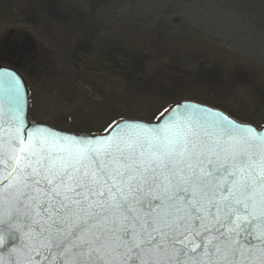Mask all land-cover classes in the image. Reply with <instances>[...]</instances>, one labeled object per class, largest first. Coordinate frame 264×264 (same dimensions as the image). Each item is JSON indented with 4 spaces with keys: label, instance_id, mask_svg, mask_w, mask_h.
Listing matches in <instances>:
<instances>
[{
    "label": "snow or ice",
    "instance_id": "snow-or-ice-1",
    "mask_svg": "<svg viewBox=\"0 0 264 264\" xmlns=\"http://www.w3.org/2000/svg\"><path fill=\"white\" fill-rule=\"evenodd\" d=\"M165 112L66 133L0 72V264H264V127Z\"/></svg>",
    "mask_w": 264,
    "mask_h": 264
},
{
    "label": "rangeland",
    "instance_id": "rangeland-1",
    "mask_svg": "<svg viewBox=\"0 0 264 264\" xmlns=\"http://www.w3.org/2000/svg\"><path fill=\"white\" fill-rule=\"evenodd\" d=\"M0 2L17 5L0 18V64L9 66L10 55L32 69L20 73L34 122L102 134L114 122L153 121L190 100L264 126V0ZM115 44L146 60L141 85L130 87L118 70L96 77L70 62L106 61Z\"/></svg>",
    "mask_w": 264,
    "mask_h": 264
},
{
    "label": "trees",
    "instance_id": "trees-1",
    "mask_svg": "<svg viewBox=\"0 0 264 264\" xmlns=\"http://www.w3.org/2000/svg\"><path fill=\"white\" fill-rule=\"evenodd\" d=\"M13 7H17V5L12 4L10 7V5L6 6L4 4V2H0V18L8 17L7 14H9V15L11 14L12 11H10V9L13 10L14 9ZM18 46L15 47L16 49L18 48V50H16L15 54L20 55L19 57L24 58V56L27 54H25V52H23L21 50V48ZM109 50H110V52H109V59L108 60L104 61L103 59L99 58V60L95 61V63L88 65V68H87V64L85 63V60L84 61L83 60L78 61V63H77L75 61L76 60L75 56H72L70 58V62L85 72L91 73L92 75H97L96 77H100L102 75L103 72H100L101 70H107V69H109V71H110V69L112 71L118 70V71L122 72V74H121L122 76H121L120 80L123 81L124 79H127V81L130 82L129 83L130 87H134L136 85H141L143 80L145 79V74H143V72H144V68L147 67L146 66L147 65L146 60L134 57L132 54H130V52L123 50L120 45L118 46L115 44L114 47L110 48ZM15 54H13V55H15ZM4 59H5L7 65L15 67L16 69L18 68L19 71L24 76L28 75L32 70L29 67V65L26 64L25 61H20L19 63L14 62L15 60L12 59V57L10 55H4ZM15 63H17V64H15ZM106 65H107V67H106V69H104L103 67ZM213 108H215V107H213ZM215 109L222 110L221 108H215ZM222 111H224L226 114L230 115L235 120H237V118H235L230 113L226 112L225 110H222ZM157 120L158 119H155V120L149 121V122H155ZM241 122H244V121H241ZM244 123H246V122H244Z\"/></svg>",
    "mask_w": 264,
    "mask_h": 264
},
{
    "label": "water",
    "instance_id": "water-1",
    "mask_svg": "<svg viewBox=\"0 0 264 264\" xmlns=\"http://www.w3.org/2000/svg\"><path fill=\"white\" fill-rule=\"evenodd\" d=\"M4 71H7V72H14L20 79H21V82H22V84H23V86H24V91H25V93H26V96H27V101H28V118H29V120L30 121H33L31 118H30V112H31V108H30V105H31V97H30V89H29V86H28V83H27V80H26V77H24L21 73H20V71H18L16 68H12V67H10V66H6V65H2V64H0V72H4ZM178 103H196V104H200V105H202V106H205V107H208V108H211V109H213V110H219V111H222V110H220V109H215V108H213V107H211V106H209V105H204V104H202V103H200V102H195V101H190V100H186V101H181V102H178ZM172 108V107H171ZM170 108V109H171ZM169 109V110H170ZM222 112H224V111H222ZM225 113V112H224ZM226 114V113H225ZM167 115V113L165 112V114L160 118V119H158L157 121H155V122H149V123H157V122H159L161 119H163L165 116ZM226 115H228V114H226ZM230 116V115H229ZM231 117V116H230ZM232 119H234L233 117H231ZM133 120H136V119H133ZM235 120V119H234ZM138 121H141V120H138ZM237 122H239L238 120H236ZM34 122V121H33ZM143 122H148V121H143ZM241 122V121H240ZM36 123H40V124H44V125H51V124H47V123H44V122H36ZM241 123H244V122H241ZM53 128H55V129H60V130H62V131H64V132H66V133H76V132H74V131H68V130H66V129H63V128H57V127H55V126H53V125H51ZM254 126V125H253ZM264 127V126H263ZM259 129V128H258ZM78 134V133H77ZM102 134H106V133H102Z\"/></svg>",
    "mask_w": 264,
    "mask_h": 264
}]
</instances>
